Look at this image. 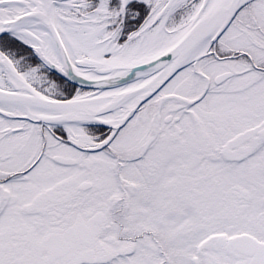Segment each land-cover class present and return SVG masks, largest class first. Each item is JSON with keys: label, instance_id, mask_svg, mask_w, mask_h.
<instances>
[{"label": "snow or ice", "instance_id": "1", "mask_svg": "<svg viewBox=\"0 0 264 264\" xmlns=\"http://www.w3.org/2000/svg\"><path fill=\"white\" fill-rule=\"evenodd\" d=\"M0 264H264V0H0Z\"/></svg>", "mask_w": 264, "mask_h": 264}]
</instances>
